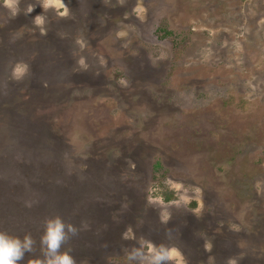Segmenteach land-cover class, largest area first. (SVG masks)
Returning a JSON list of instances; mask_svg holds the SVG:
<instances>
[{"label":"rangeland","instance_id":"rangeland-1","mask_svg":"<svg viewBox=\"0 0 264 264\" xmlns=\"http://www.w3.org/2000/svg\"><path fill=\"white\" fill-rule=\"evenodd\" d=\"M75 264H264V0H0V231Z\"/></svg>","mask_w":264,"mask_h":264},{"label":"clouds","instance_id":"clouds-1","mask_svg":"<svg viewBox=\"0 0 264 264\" xmlns=\"http://www.w3.org/2000/svg\"><path fill=\"white\" fill-rule=\"evenodd\" d=\"M76 229L66 224L58 216L47 218L40 237V243L45 249V261H33L31 264H75L73 257L67 251H61V245L69 234L75 235ZM33 239L25 234L23 238L0 231V264H18L24 259L25 253L32 251ZM178 251L163 245L152 246L147 252L142 248H133L127 259L132 264H178Z\"/></svg>","mask_w":264,"mask_h":264}]
</instances>
